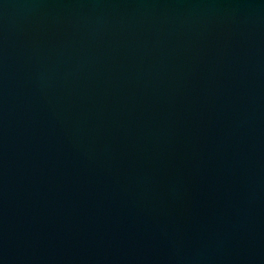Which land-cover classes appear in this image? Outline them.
<instances>
[{
    "label": "water",
    "instance_id": "water-1",
    "mask_svg": "<svg viewBox=\"0 0 264 264\" xmlns=\"http://www.w3.org/2000/svg\"><path fill=\"white\" fill-rule=\"evenodd\" d=\"M0 264H264V0H0Z\"/></svg>",
    "mask_w": 264,
    "mask_h": 264
}]
</instances>
